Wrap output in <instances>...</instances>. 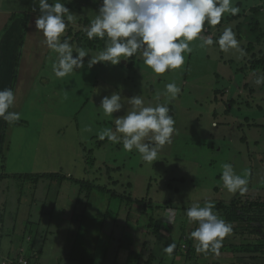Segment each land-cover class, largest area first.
<instances>
[{
  "label": "rangeland",
  "instance_id": "rangeland-1",
  "mask_svg": "<svg viewBox=\"0 0 264 264\" xmlns=\"http://www.w3.org/2000/svg\"><path fill=\"white\" fill-rule=\"evenodd\" d=\"M63 1L61 0L62 3ZM66 1L71 5L68 9L73 14V20L67 23L61 40L67 39L70 42L74 55L77 48L88 50L91 55L98 54L100 49L91 46H104L105 40H89L85 33L89 24L85 20L95 17L100 0ZM233 6L240 9L237 15L225 14L221 23L215 27L205 24L202 35L211 36L215 41L224 27H231L237 40H242L239 45L243 53L235 49L225 53L215 44L202 48L201 42L196 40L191 42L192 52L185 54L184 66L167 71L161 76L153 73L143 63L142 57L136 54L119 65L97 63L90 70L78 69L60 79L53 73L57 55L48 49L42 75H48L49 79L35 80L32 85L37 91L32 95L23 94L22 100L18 102L16 112L20 114L19 124L15 127L12 125L7 132L4 172L1 171L3 161L0 156V174H24L27 177L0 180V233L7 234L2 238H6L4 246H8L14 237L15 244L20 243L18 238L21 237H26L27 242L29 239L34 240L40 248L41 245L44 246L39 264H74L73 259L81 258V248L76 244L78 239H75V234H69L67 228L73 216L80 215L82 210L86 211L87 208L83 205L86 193L81 195L80 205L75 206L80 192L77 184L70 180L60 184L58 179L32 178L36 175L63 173L65 178L91 181L124 196L131 194L135 200L152 201L154 206L160 207L158 213L148 208L147 214L139 219L142 215L140 208L129 206L124 201L127 212L120 211L122 219L130 215L131 219L136 221L138 217L142 224L147 225L149 222L145 218L153 214L158 221L164 219L168 222L170 209L166 208V203L173 204L176 221L171 228L163 227L165 233L162 236L158 239L151 235L147 237L143 236L146 234L144 228L141 232L138 230L141 238L131 243L127 250L124 247L122 253L126 254L118 257L117 248L113 246L110 254L105 257L104 264H114L115 261L118 264H133L136 260L138 264H221V255L214 253L206 256L196 253L193 259H187L185 249L182 248L186 243L179 242V237L180 226L187 230L188 235L198 226L196 223L190 224L185 214L186 209L194 203L203 206L206 200L217 203L221 199L228 201L234 197L264 201V193L249 188L243 195L228 193L220 179L223 164L228 163V160H231V164L240 162L244 170L233 163L235 172L244 176L249 185L252 168L255 172L260 171L262 177L255 186L264 190V165L260 163L264 161V85L257 86L254 83L258 75H264V71L262 68L258 71L251 69L254 65L252 62L264 58V37L260 42L251 39L250 26L248 27L250 24L255 26L258 22L262 28L260 36L263 35L264 0H233ZM34 8L39 11L38 3L34 0H0V9L20 14L30 13ZM37 14L39 16V12L30 15L34 17ZM82 17L85 18L84 21H80ZM239 37L242 38L238 39ZM41 40L40 36L38 44ZM250 44L253 46L252 53L248 55L251 61H244L243 57L246 58L247 55L243 47H250ZM24 57L31 63L35 59L31 51L24 54ZM89 58H85V66ZM260 64L263 66L264 61ZM128 78H131V83L127 82ZM173 82L181 88V92L176 98H169L165 94L166 85ZM115 92H119L124 98L140 95L146 105L164 103L169 106V114L175 121V132L171 144L164 146L158 153L157 161L144 162L135 149L128 152L123 149L122 144L111 141L102 142V146L97 139L100 131L113 128L104 123H114V120L105 117L99 105L104 96ZM230 98L238 102L243 117L235 115L237 112L232 107L230 111L233 112H228ZM86 100H89L88 104L79 111ZM127 107L129 106L125 105V110ZM262 108L263 111H260ZM125 110L114 113L113 117L123 116ZM254 114L257 125L251 130L246 129L244 134L238 126L245 123V118H252ZM223 134H226L224 140ZM242 136L257 138L250 139V150L248 142L241 141ZM248 152L250 157L247 156ZM88 153L95 158L94 165L86 163ZM218 188L219 191L216 192ZM22 189L23 193L20 191ZM105 196L108 195L94 191L90 201L96 208L106 211L110 199L107 201ZM52 202H55L57 211L65 210L66 213L61 215V212H54ZM119 203V199L113 196L110 209L117 210L121 205ZM130 207L133 208L129 214ZM135 211H138L137 217ZM121 218L119 219L122 220ZM130 223L131 220L127 221V218L120 223L118 235L125 232ZM72 225L76 233L78 223L73 222ZM112 225L118 226L114 223ZM231 225L232 229L237 227L236 224ZM252 226L260 228L261 224L256 222ZM129 229L131 231V227ZM262 231L260 236L245 233L236 238L228 237L227 243L233 248L237 249L241 244L249 247L248 252L233 253L236 257L235 264H264V252L255 251L258 241L264 244L263 227ZM12 232L15 234L12 235ZM103 232L109 237L105 230ZM139 234L136 233L137 236ZM101 235L103 236L102 233ZM134 237L132 233L130 240ZM188 237L184 236V239L187 240ZM146 239L150 243L144 249L143 241ZM92 242H88L90 248ZM173 242L176 247L169 255L164 252V248ZM23 243L22 251L29 247L25 239ZM195 244L194 241V248ZM136 249L140 250L141 257L128 253H137ZM2 250L0 247V262L6 254ZM152 254L156 256L153 263L149 261Z\"/></svg>",
  "mask_w": 264,
  "mask_h": 264
},
{
  "label": "clouds",
  "instance_id": "clouds-1",
  "mask_svg": "<svg viewBox=\"0 0 264 264\" xmlns=\"http://www.w3.org/2000/svg\"><path fill=\"white\" fill-rule=\"evenodd\" d=\"M34 2L38 3L39 7L35 27L37 31L42 32L43 43L57 55L53 73L60 79L78 69H83L86 57H90L87 60V69L90 70L97 63L119 65L136 54L142 57L143 63L153 73L161 76L167 71L178 70L184 66L185 54L192 52L190 45L196 40L201 42L202 48L215 44L225 53L233 49L243 53L231 27H224L215 41L211 36L202 35L205 24L215 27L221 23L225 14L235 16L239 13L240 9L238 6H233V0H100L98 13L85 29L89 40H105L104 48L96 55H91L83 48L75 49L74 55L70 42L67 39L61 40L66 32L67 22L73 20V14L61 0L51 3L49 0H34ZM33 11L36 9L34 8ZM254 83L257 86L264 85V75H258ZM180 92L181 88L175 82L166 85L165 94L169 98H176ZM14 105L15 95L12 89L0 90V118L9 124L20 119L18 112L9 111ZM125 105L129 106L126 110ZM99 108L102 109L105 117L114 120L115 127L100 131L98 139L107 138L113 143L122 144L123 149L128 152L135 149L144 162L157 161L158 153L172 142L175 121L169 114L170 108L167 104L146 105L140 95L124 98L119 92H115L110 96H104ZM121 110H125V114L114 118L113 114ZM222 169L220 179L228 193L243 195L247 192L248 180L237 174L232 164L225 163ZM84 193L87 195L86 191ZM86 202L85 198L84 203ZM80 203L81 201L75 200V206H79ZM214 208L215 203L206 200L203 206L194 203L186 209L188 222L198 225L189 233V238L196 242L197 253L212 252L219 255L222 246L225 248L231 246L227 243L229 239L227 236L232 233V225L221 219L213 211ZM95 209L94 206L89 210ZM53 210L58 214L61 212V215L66 213L65 210L57 211L55 202H53ZM82 213L73 216L71 223L68 224L72 232L73 222H77L83 216ZM135 213L137 217L138 211ZM142 217L143 214L139 219ZM149 218L146 217L148 222ZM139 219L137 217V220ZM132 220L135 221L133 218ZM168 222L171 223L170 218ZM145 226L141 223L140 232ZM143 236L146 234L144 233ZM175 247V242L170 243L164 248V252L171 255ZM182 248L188 250L186 244H183ZM37 251L35 247V252L38 253ZM152 255L156 258L154 254ZM5 259L6 256L1 259L0 264H12ZM13 259L15 263L18 259L20 264H28L24 257Z\"/></svg>",
  "mask_w": 264,
  "mask_h": 264
},
{
  "label": "trees",
  "instance_id": "trees-1",
  "mask_svg": "<svg viewBox=\"0 0 264 264\" xmlns=\"http://www.w3.org/2000/svg\"><path fill=\"white\" fill-rule=\"evenodd\" d=\"M65 4V6L67 8H70V4H68V2L66 0L63 1ZM33 12H39L38 10L36 11H32L30 13H23L20 15H16L14 16V18L11 20L10 24L8 26H6V28L4 29V32L1 35V40H0V69L3 67H6L10 72H12V80H11V89L13 90V86L14 83L16 81L17 75H18V66H19V61H20V57H21V50L22 47L24 45V41H25V35L27 32V28H28V21H29V16L31 13ZM94 19L93 18H87L85 20L84 17H82L80 19V21H84L87 24H90L91 20ZM71 22V21H70ZM69 23V22H67ZM250 26V27H249ZM252 26V27H251ZM249 29H250V33L249 34L251 36V39H256L258 42H260V40L262 39V37H264V32L263 35L260 36V31L262 30L261 25L256 22L255 26L253 25H248ZM242 37H239L238 39H240ZM242 40H239V42H241ZM105 46V45H104ZM104 46H102L101 44H99V47L96 48V46H91L95 49H100L102 50L104 48ZM250 47H243L247 57H243L244 61H251V59H249L248 55L250 54V52L252 51V44L249 45ZM91 48V49H93ZM252 53V52H251ZM14 60V64H12V61ZM262 61H264V58L259 59L257 62H252V64H254L252 66V70L258 71L259 69L264 71V65L262 66ZM84 68H87V66H85ZM128 83H131V78L127 79ZM134 83H136L137 81H133ZM229 93V92H228ZM231 95V94H230ZM229 96V94H228ZM233 97V96H232ZM231 97V98H232ZM230 98V104H229V109L228 112L230 111V108L232 107L233 109H235L237 112V114L235 113V115H238L239 117H243V114L241 112V107L238 104V102H234L233 99ZM29 100H31L32 98H28ZM89 100H86L83 104H81L80 110L85 108V106L88 104ZM236 107V108H235ZM260 111H263L262 109H259ZM10 111V109H9ZM17 111V109L15 110V112ZM173 112V111H172ZM233 111H230L229 113H231ZM105 124H110L113 126L114 128V123L113 122H104ZM19 124V121L14 122V123H7L5 122L2 118H1V123H0V156H2V169L1 171L5 170V160H6V147L4 146L7 143L8 137H7V132L9 129H11L12 127H15ZM259 124V123H258ZM255 125H257V120H256V115L254 114L252 118L247 117L245 118V123L242 124L240 123V125L238 126V129L241 130L244 134H245V130L246 129H252ZM111 126V127H112ZM244 126H246L247 128H244ZM226 134H223V136H225ZM226 138V136L223 138V140ZM98 139V137H97ZM241 141L246 143L248 142V146H249V150H250V146H251V141L250 138H248V136H242ZM101 145L103 146L102 142H107L109 143L110 141L108 139H104V140H100ZM4 147V148H3ZM8 151L9 148H8ZM219 152V150L217 151ZM250 152V151H249ZM248 152V155H249ZM257 157V155H256ZM85 161L88 165H94L95 163V158L93 159L92 156L88 153L87 158H85ZM231 160H228V163H230ZM236 165L237 167H243L242 164L240 162H232V165ZM236 163V164H235ZM261 165H264V161H260ZM231 164V163H230ZM244 170V167H243ZM4 172V171H3ZM17 177H26L24 174H14V175H7V174H0V180H2L3 178H17ZM260 177H262L260 171L255 172L254 169L252 168L251 171V177H249V185L248 188L249 190H254V191H260L262 193H264L263 189H258L255 184H259L256 183L259 181ZM27 178V177H26ZM32 178H35L37 180L39 179H50V180H54V179H58V182L61 184L63 182L68 181H72L73 183L77 184V186L80 187V192H79V196L77 197V201L80 202V197L81 195H83V192L86 191L87 195H86V199L87 202L84 203V207H86V211H83V216L80 217L77 220L78 226L76 228V233L73 232L67 228L68 233L69 234H75V239L76 244L78 243L77 247H80L81 249L80 251V255L81 258L80 259H73L74 264H104L106 260L105 257H107L110 254V251L112 249L113 246H115L117 248V256H121L122 254H126V253H122V250L124 249V247L127 248L131 245V243H133L134 241L138 240L140 237V234L138 232V230L141 229V222L139 220L134 221L130 218V215H127V221L131 220V223L129 225V227L123 226V230L125 228V232H121L120 235H118V231L117 229L120 226V223H122L123 221L119 219L120 217V211H125L127 212V209L124 207V201L128 202L129 206H134V207H138L141 210L142 214H147L148 212V208L152 209V212L154 210H157L160 207H156L153 205L152 201H147L146 199H142V200H135L134 198H132L131 194H129L128 196H124L122 194H119L115 191L110 190L107 187H101L96 185L95 183L91 182V181H86V180H74V177H68L65 178V176L63 175V173H50V174H43V175H36V176H32ZM95 184V186H93V184ZM21 193L24 192V190H20ZM97 191L99 193H103L106 194L108 196H105V199H108L107 201H109V203L107 202V210L106 211H101L100 209L96 208L94 211H90L89 209H91L92 207H94V204L91 203L90 201V197L92 192ZM219 191V188L216 189V192ZM119 199L120 203V207L117 210H112L111 208V202L113 201V196ZM22 195V194H21ZM247 196V194H245V197ZM109 197V198H108ZM112 197V198H111ZM264 197V196H263ZM48 198V197H47ZM46 198V200H47ZM125 199V200H124ZM108 205H110L108 207ZM51 207L53 209V202L51 204ZM156 207V208H155ZM133 207H130L129 210V214L131 213ZM166 208L170 209V216L169 218H173V220H171L170 222H167V220L161 219V221H158L159 219L155 218L153 215L150 216L149 218V223L145 226L146 229V236L148 237V235L154 236V238L158 239L160 236H162L165 233V229L163 228L164 226H167L169 228H171L175 221H176V212L173 208V204L171 202H167L166 203ZM87 211H89V214L87 213ZM177 211V210H176ZM214 212H216V214L223 220H225L227 223L229 224H236L237 227L235 229L232 230V233L230 235H228L227 237H232V238H236L237 235H243V234H256L258 236H260V234L263 232L262 231V227L264 228V201L260 200V199H252V198H248L247 200H243L240 197H234L233 199L231 198L230 200L226 201L224 199L219 200V202L215 203V208L213 209ZM158 213V212H157ZM178 213V212H177ZM111 214V215H110ZM159 216V215H157ZM146 219V218H145ZM169 220V219H168ZM146 221H148L146 219ZM174 222V223H173ZM260 223L261 227L260 228H256L255 226H252L254 223ZM112 223L114 224H118V226L114 227L112 225ZM110 225V226H109ZM131 227V231L130 228ZM106 231L109 234V237L106 236V234L103 231ZM180 231H181V236L179 237V242H185L186 246L188 248V250H185V254L187 255V259H193L195 254L197 253L193 247L194 245V241L192 239H190L189 237L186 238L187 240L184 239V236H189L186 231L185 228L183 226H180ZM101 233L103 234V236L101 235ZM132 233L135 235V237L130 240V237L132 236ZM136 233H138L139 235L137 236ZM186 233V234H185ZM15 233L12 232V235H14ZM94 235V236H93ZM4 236H7V234L5 233H0V247L3 248L2 252L5 251V256H6V261H10L12 264H20L19 260L16 259V263L15 260L13 258L16 257H24V259L28 262V264H39L41 261V257L43 255V248L44 246L41 245V248L38 246V243L35 242L34 240H30V242H27L26 237L23 238H18V240L20 241V243L15 244L14 242L16 241V239H12L10 240V244L8 246H4V239H2ZM47 237V235H46ZM226 237V238H227ZM24 239L26 240V243H28L29 248L26 249V251L24 253H22V247L24 246ZM93 241L91 244V248L88 246V242L89 241ZM14 241V242H13ZM144 242V249L146 248V246L148 245V243H150L148 240L143 241ZM38 246V247H37ZM6 247V248H5ZM35 247L38 249V253L35 252ZM11 249V250H10ZM41 249V250H40ZM141 251H143V248H139ZM137 250V253H134L132 251L128 252L131 254H135L136 257H141L140 254V250ZM227 249V251L230 249L232 251V253L237 254L239 252V254H242L244 252H248L249 251V247H246V244H241L240 246H238V248H233L232 246L225 248L224 246L221 247L220 249V253H223L225 250ZM14 251H16L17 253L14 254ZM124 251V250H123ZM255 251H257L258 253L264 252V244H261L260 241H258V245H256L255 247ZM35 252V254H34ZM22 253V254H21ZM199 254H203V255H207V254H212V252H208V253H198ZM209 257V256H207ZM147 258V257H146ZM137 259V258H136ZM140 259V258H139ZM156 258L151 256L149 258V261L151 263H153V261ZM71 263V260H70ZM114 264H118L115 263ZM124 264V263H123ZM126 264V263H125ZM133 264H138V260H136L135 263Z\"/></svg>",
  "mask_w": 264,
  "mask_h": 264
},
{
  "label": "crops",
  "instance_id": "crops-1",
  "mask_svg": "<svg viewBox=\"0 0 264 264\" xmlns=\"http://www.w3.org/2000/svg\"><path fill=\"white\" fill-rule=\"evenodd\" d=\"M16 15H20V13H16L15 11L12 10L0 9V37L4 32L6 26L10 24L11 20ZM31 16L33 15L29 16L28 28L25 35L24 45L21 50V57L18 66L19 68L17 71L18 75L12 90L15 95V105L13 108H10V111H15L17 109L18 102L20 103V100H22L23 94L27 93L28 95H32L34 91H37L32 85V83H34L35 80L43 79L44 81L45 78H48V75L46 74L42 75V71L44 70L45 67V61H44L45 56L49 54V51L47 46L43 43L44 37L42 32L37 31L35 27V21H36L35 19L38 18V14L34 17ZM40 36L42 40L40 44H38L39 43L38 41L40 40ZM29 51L33 52V56H35V59L32 63L28 60L26 61V58L24 57V54L27 55ZM12 64H14V60L12 61ZM11 80H12V72H10L6 67L1 68L0 90H3L5 88H11ZM0 123H1V118H0ZM250 139H252V137ZM253 139H257V138L254 137ZM231 252L232 251L230 250L228 251L225 250L223 253L219 254L221 255L222 258L221 264H226V263L228 264L229 262H231V264H235L236 257L233 255V253L230 254ZM228 254H230V256H228ZM231 256L232 259L230 260Z\"/></svg>",
  "mask_w": 264,
  "mask_h": 264
}]
</instances>
